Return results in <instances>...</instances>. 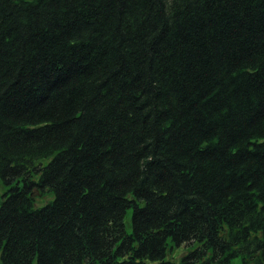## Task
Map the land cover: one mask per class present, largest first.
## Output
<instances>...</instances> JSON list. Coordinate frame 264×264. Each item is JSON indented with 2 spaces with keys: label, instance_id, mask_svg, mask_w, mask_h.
I'll return each mask as SVG.
<instances>
[{
  "label": "trees",
  "instance_id": "trees-1",
  "mask_svg": "<svg viewBox=\"0 0 264 264\" xmlns=\"http://www.w3.org/2000/svg\"><path fill=\"white\" fill-rule=\"evenodd\" d=\"M0 181V264H264V0H0Z\"/></svg>",
  "mask_w": 264,
  "mask_h": 264
},
{
  "label": "rangeland",
  "instance_id": "rangeland-1",
  "mask_svg": "<svg viewBox=\"0 0 264 264\" xmlns=\"http://www.w3.org/2000/svg\"><path fill=\"white\" fill-rule=\"evenodd\" d=\"M6 190V187L2 184V182L0 181V202H1V199H2V196H3V193L5 192ZM46 200L43 199V198H39L37 200V204L38 205H43L45 204ZM128 221L131 219V211L129 212L128 214V217H127ZM128 230H131V227L130 225H128ZM192 247L189 246V245H186V244H183L181 246H177V245H174V249H170L167 253V259L169 260H172V261H180L182 256L187 253L189 251V249H191ZM148 264H153L152 262H149Z\"/></svg>",
  "mask_w": 264,
  "mask_h": 264
}]
</instances>
